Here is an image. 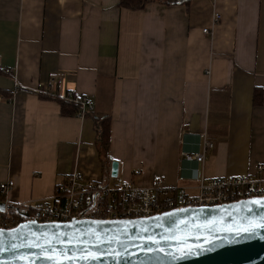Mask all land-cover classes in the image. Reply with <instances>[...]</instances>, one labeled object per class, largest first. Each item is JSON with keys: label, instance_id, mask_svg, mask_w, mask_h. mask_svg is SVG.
Masks as SVG:
<instances>
[{"label": "crops", "instance_id": "crops-1", "mask_svg": "<svg viewBox=\"0 0 264 264\" xmlns=\"http://www.w3.org/2000/svg\"><path fill=\"white\" fill-rule=\"evenodd\" d=\"M118 3L0 0V185L14 181V204L50 200L75 169L111 183L113 161L118 177L164 198L197 194L202 177L264 167V0L154 1L136 11ZM53 77L93 112L64 115L40 95ZM106 116L103 160L96 122ZM203 132L215 148L202 165L184 160Z\"/></svg>", "mask_w": 264, "mask_h": 264}, {"label": "water", "instance_id": "water-1", "mask_svg": "<svg viewBox=\"0 0 264 264\" xmlns=\"http://www.w3.org/2000/svg\"><path fill=\"white\" fill-rule=\"evenodd\" d=\"M0 264H264V197L146 218L26 219L0 228Z\"/></svg>", "mask_w": 264, "mask_h": 264}, {"label": "built area", "instance_id": "built-area-1", "mask_svg": "<svg viewBox=\"0 0 264 264\" xmlns=\"http://www.w3.org/2000/svg\"><path fill=\"white\" fill-rule=\"evenodd\" d=\"M221 18V13L215 9L213 22L216 24ZM209 31V28L203 29L206 34ZM37 92L47 98L76 104L78 117H86L94 110L90 99L68 88L61 78H50L46 86ZM215 146V141L203 132L199 151L183 153V159L202 165ZM263 172L264 167L260 165L255 174L202 177L197 194L190 195L181 190L172 198H164L156 186H138L120 177L114 178L111 183L92 182L81 170L75 169L56 184L50 200L22 204L11 202L9 194L14 181L9 180L0 185V201L4 203V209L0 210V228H13L26 219L63 222L73 218H146L174 208L219 205L250 197H264Z\"/></svg>", "mask_w": 264, "mask_h": 264}, {"label": "trees", "instance_id": "trees-1", "mask_svg": "<svg viewBox=\"0 0 264 264\" xmlns=\"http://www.w3.org/2000/svg\"><path fill=\"white\" fill-rule=\"evenodd\" d=\"M159 1L167 5L174 4H186L189 5L191 0H119L118 6L122 9L128 10H143L148 3ZM1 73L8 74L7 69H0ZM61 104V111L64 115H76L78 111V106L74 103L65 102L62 100H57ZM254 104L262 105L263 103V92L259 89H255L254 91ZM111 126L112 119L110 116H106L103 118H99L96 122V129L98 133V145H99V153L104 160L108 157V147L111 140Z\"/></svg>", "mask_w": 264, "mask_h": 264}]
</instances>
